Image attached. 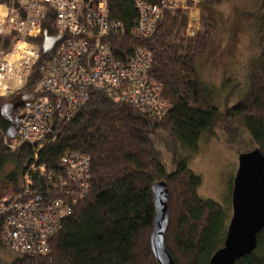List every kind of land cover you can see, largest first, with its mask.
Returning a JSON list of instances; mask_svg holds the SVG:
<instances>
[{"label": "trees", "instance_id": "1", "mask_svg": "<svg viewBox=\"0 0 264 264\" xmlns=\"http://www.w3.org/2000/svg\"><path fill=\"white\" fill-rule=\"evenodd\" d=\"M220 1L201 0L200 32L186 34L188 14L178 9L165 11L150 35L137 38L129 34L136 16L131 1L109 0L108 15L125 28L112 40L116 54L124 56L136 45L150 51V73L162 85L168 110L153 117L128 103L91 92L75 116L60 124L56 139L39 156L40 161L56 166L66 152L85 153L89 158L88 190L61 219L49 238L47 252L17 254L9 263L0 258V264H159L149 243L154 218L151 185L158 180H164L168 189L165 245L174 263L209 264L223 245L227 212L217 201L198 194L201 178L187 166L185 157L174 156L176 167L166 170L151 132L166 130L184 149L192 151L201 136L216 127L235 132L243 126L264 155V0L256 13H244L245 19H255L259 50L249 62L243 93L224 108L215 103L196 65L213 28L203 9ZM43 30L55 34L52 14L44 21ZM48 57L41 51L21 91L35 89ZM7 99L0 97V105ZM21 110L18 107L14 112ZM7 127L0 118V185L18 192L32 161V150L27 143L9 147L4 142ZM256 238L255 248L234 264H264V227Z\"/></svg>", "mask_w": 264, "mask_h": 264}, {"label": "built area", "instance_id": "2", "mask_svg": "<svg viewBox=\"0 0 264 264\" xmlns=\"http://www.w3.org/2000/svg\"><path fill=\"white\" fill-rule=\"evenodd\" d=\"M136 11L129 29L133 37L150 35L164 11L183 7V0H129ZM201 1V0H199ZM109 0H0V97L23 92L26 78L42 51L43 24L53 16L54 35L60 39L47 53L35 86V99L21 115L13 137L4 132L11 148L27 143L32 161L18 192L0 194V242L17 254H40L61 219L89 188V158L66 152L56 166L39 160L40 152L56 139L60 124L70 121L100 92L153 116L164 115L169 103L150 69L152 56L143 45L124 56L112 40L125 28L108 15ZM183 10V9H182ZM189 24V19H188ZM18 108V107H17ZM7 131V129H6Z\"/></svg>", "mask_w": 264, "mask_h": 264}, {"label": "rangeland", "instance_id": "3", "mask_svg": "<svg viewBox=\"0 0 264 264\" xmlns=\"http://www.w3.org/2000/svg\"><path fill=\"white\" fill-rule=\"evenodd\" d=\"M200 2H182L184 8L179 10L185 11L189 19L186 34L192 35L202 29ZM259 4L260 0H222L203 9L213 28L205 50L196 57V65L202 82L211 90L220 108L235 103L247 85L249 62L256 58L259 49L255 19L249 20L243 16L244 13H256ZM151 138L167 171L176 167L174 156L186 158L187 166L201 178L198 194L220 203L229 220L232 213L230 189L239 155L256 148L250 132L243 126L235 132L216 127L211 133H204L198 147L192 151L184 149L163 129L151 132ZM3 186L0 185V194L12 192ZM16 256V252L0 248L3 262L9 263Z\"/></svg>", "mask_w": 264, "mask_h": 264}, {"label": "water", "instance_id": "4", "mask_svg": "<svg viewBox=\"0 0 264 264\" xmlns=\"http://www.w3.org/2000/svg\"><path fill=\"white\" fill-rule=\"evenodd\" d=\"M60 39L59 35L44 32L42 53L45 54ZM35 91L17 92L0 105V118L8 123L6 134L13 137L21 115L14 110L28 106L35 99ZM154 218L149 236L150 249L159 264H175L165 245L169 223L168 189L164 180L151 185ZM232 213L226 228L223 245L211 256L209 264H234L251 252L257 243L256 235L264 227V155L259 148L239 155L238 167L232 182Z\"/></svg>", "mask_w": 264, "mask_h": 264}]
</instances>
